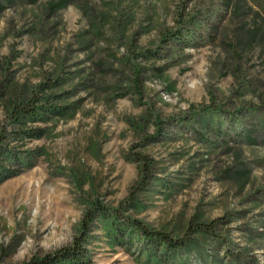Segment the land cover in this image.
Instances as JSON below:
<instances>
[{
    "label": "rangeland",
    "instance_id": "rangeland-1",
    "mask_svg": "<svg viewBox=\"0 0 264 264\" xmlns=\"http://www.w3.org/2000/svg\"><path fill=\"white\" fill-rule=\"evenodd\" d=\"M55 1L0 0V126L7 100L42 83L59 81L45 94L67 108L38 124L46 135L26 143L29 166L0 184V264L70 246L94 200L126 201L135 154L152 177L125 215L171 238L219 223L156 261L136 239L109 240L96 218L92 264H264V0H69L51 14ZM183 21L200 46L164 47ZM204 106L218 111L177 121Z\"/></svg>",
    "mask_w": 264,
    "mask_h": 264
},
{
    "label": "trees",
    "instance_id": "trees-1",
    "mask_svg": "<svg viewBox=\"0 0 264 264\" xmlns=\"http://www.w3.org/2000/svg\"><path fill=\"white\" fill-rule=\"evenodd\" d=\"M12 1L4 0L6 4H11ZM29 2L35 3L36 0H29ZM68 5L69 0H56L48 3L47 8L49 13L53 14L65 9ZM233 11L238 14L244 13L243 8L237 4H235ZM184 23V21L179 23L178 29L163 35L164 47L170 44L181 49H194L200 46V39L185 29ZM250 36L252 39L257 37V29L253 30ZM135 73L139 75L140 72L137 69ZM59 86V81L42 83L39 84L37 92L33 90L28 96L7 100L8 106L4 109L5 125L0 126V184L17 176L29 166L31 153L25 149L26 143L41 139L46 135V128L39 127L38 124H47L55 118L63 117L66 113L67 108L55 104L60 96L45 94L46 91ZM5 96L6 92L0 89V100ZM211 111L217 112L218 109H212L210 106L200 107L198 110H191V113L178 118L177 121L183 125L187 119L199 122L202 113ZM170 120L174 121L173 118ZM163 123L164 121L161 120L154 122L155 133L147 137L148 140L154 142L160 137ZM247 140L250 144H255L253 139L247 138ZM132 159L141 164V174L136 185L131 187L126 201L119 203L117 208H108L97 200L92 201L82 215L78 229L79 234L70 246L59 248L40 258L33 257L21 264H92L86 245L96 218L99 219L101 226L104 225L103 230L109 240L128 249L133 240L136 239L142 243L144 253L156 261H158L160 253L171 257L177 251L188 248L195 242L194 236L197 233L214 235L216 224L219 223L218 220H213L207 224L190 222L182 237L171 238L166 233L153 230L139 220L125 215L124 212L132 206L136 199L135 193L144 190L152 177L150 158L135 154Z\"/></svg>",
    "mask_w": 264,
    "mask_h": 264
}]
</instances>
